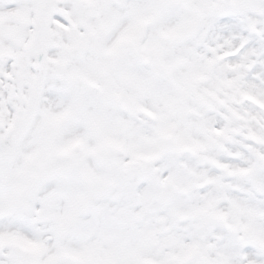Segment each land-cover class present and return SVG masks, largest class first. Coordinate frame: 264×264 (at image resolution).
<instances>
[{"label": "snow or ice", "instance_id": "snow-or-ice-1", "mask_svg": "<svg viewBox=\"0 0 264 264\" xmlns=\"http://www.w3.org/2000/svg\"><path fill=\"white\" fill-rule=\"evenodd\" d=\"M0 264H264V0H0Z\"/></svg>", "mask_w": 264, "mask_h": 264}]
</instances>
